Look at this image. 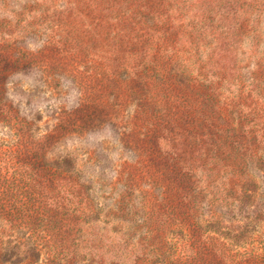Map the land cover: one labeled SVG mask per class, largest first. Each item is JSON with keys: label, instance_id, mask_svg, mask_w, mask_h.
<instances>
[{"label": "rangeland", "instance_id": "374dc122", "mask_svg": "<svg viewBox=\"0 0 264 264\" xmlns=\"http://www.w3.org/2000/svg\"><path fill=\"white\" fill-rule=\"evenodd\" d=\"M0 108V264H264V0H0Z\"/></svg>", "mask_w": 264, "mask_h": 264}, {"label": "trees", "instance_id": "16d2710c", "mask_svg": "<svg viewBox=\"0 0 264 264\" xmlns=\"http://www.w3.org/2000/svg\"><path fill=\"white\" fill-rule=\"evenodd\" d=\"M148 68H144V72L146 73L145 75L146 76H148L149 77V75H148ZM184 70H181V72H183ZM155 72V71H154ZM2 112H3V110H2V108H0V120H2V121H4L5 123H10V120H11V116L9 115L11 112H5V114H3L2 115ZM63 121V120H62ZM25 135V132H22V136H24ZM56 134H55V132H49V133H46L45 134V137H44V139L43 140H47V142L48 141H50V139H53L54 138V136H55ZM30 138V137H29ZM43 140H41V139H38L34 144H33V148L35 149V151H34V153L33 154H37V155H39V153H41V149H43V144H45V145H47L48 143H43L44 141ZM43 143V144H42ZM35 145V146H34ZM32 158V157H31ZM31 158H28L26 161H25V164H26V169L27 170H30V171H32L33 170V172H35V173H40V172H43V170H46V168L45 167H42L41 165H39V166H37L36 168H34V166L32 165L34 162V160H29V159H31ZM54 166H57L55 163H54V165H53V167H52V173L53 174H55L56 172H57V175L59 174V172L58 171H60L61 170V168H57V167H54ZM58 177V176H57ZM60 178L58 177V178H56V181L57 180H59ZM73 182V184L74 183H76L74 180L72 181ZM38 183V182H37ZM249 185V184H248ZM45 185H43L41 188H43ZM47 186V185H46ZM45 186V187H46ZM45 187L43 188L44 190H45ZM51 192H56V191H53L52 189L50 190ZM29 193V192H28ZM75 193V192H74ZM71 198V197H70ZM70 202H71V200L70 199H68ZM69 202V203H70ZM63 207H64V205H63ZM69 207H71V206H69ZM58 208V206H52V208H51V210L52 211H54V210H56ZM66 208V207H65ZM64 209V208H63ZM58 210H56L55 212H57ZM67 211H68V209H67ZM80 217V216H79ZM78 219V218H77ZM71 220H72V218H71ZM50 223V222H49ZM49 227H51V229H53V231H56V235L54 236V238H53V243H51L50 244V251H51V253L55 256V254H56V252H57V247L58 246H60L61 248L62 247H64V248H70V245H71V243L72 242H70L69 241V239H67V237L65 236V234L63 233L64 232V230L66 229V225L65 224H63L62 225V223H58L57 221H52L51 222V224H49ZM69 229H71L70 227H72V226H67ZM0 234H1V236H0V258L1 257H3L4 256V254L5 255H11V256H16L17 258H22V259H24L26 256H23L24 254L26 255H34V256H36L35 254H38V252L35 250L36 248H41L42 246H44L45 244H44V242L43 241H38L37 242V244H35V242H33V241H30L29 243H30V246L26 249V250H29L30 252H26L25 250H20V252H17V251H12L11 250V252H8V251H4V245H6L7 246V244H11V241L9 240V241H6L4 238H2L3 236H2V230H0ZM7 242V243H6ZM59 248V247H58ZM7 250V249H6ZM21 251H23V252H21ZM52 257L51 259H50V261H53V262H55V257ZM258 256H256L255 254H252V253H250V254H248V255H246V256H244L243 258H241V259H236V258H231V257H229V258H227L228 259V264H242V263H244V262H250V261H256L255 259L257 258ZM218 264H220V263H218Z\"/></svg>", "mask_w": 264, "mask_h": 264}]
</instances>
